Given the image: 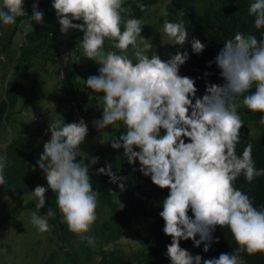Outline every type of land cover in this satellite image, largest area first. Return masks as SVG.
<instances>
[{
    "label": "clouds",
    "instance_id": "clouds-1",
    "mask_svg": "<svg viewBox=\"0 0 264 264\" xmlns=\"http://www.w3.org/2000/svg\"><path fill=\"white\" fill-rule=\"evenodd\" d=\"M30 2V7L25 10L24 0H0V26L14 25L21 16L40 24L44 13L38 8V0ZM124 3L125 0H50L59 32L66 35L74 29L82 33L78 37V55L69 51L62 58L66 61L72 55V63L80 61L87 66L95 61L99 65L96 74L88 75L82 83L83 90L85 85L102 94L100 116L91 123L98 131L115 126L117 122L124 126L125 130L118 136L99 142H108L114 150L122 149V156L129 165L138 164L133 171L138 170L158 188L167 189L160 201L158 216L163 220L161 231L170 237L163 253L169 264H245L241 253H264V206H254L252 198L236 187L235 181L243 176L247 183H251L254 178L264 176V168L256 167L251 142L237 154L236 146L241 141L239 130L243 124L238 108L242 104L253 113H261L257 123L264 126V33L258 40L252 34L236 31L226 39L213 59L206 61L208 66L216 65L222 82H206L204 93L197 95L195 80L198 77L179 72L189 58L187 50H177L166 59H161L156 51L151 54V38L141 35L145 24L138 17L124 15L131 10L124 7ZM136 7L143 11L146 5L136 0ZM248 13L253 17L256 29L264 27V0H252ZM162 14L168 15L167 11ZM28 25L29 22H25L22 27L23 39L18 41L16 48L25 39ZM162 30L167 38L165 42H171L169 44L182 46L187 41L195 54H201L206 47L196 37L189 38L182 21L165 19ZM106 40L111 41L112 50L105 49ZM3 54L7 56L6 53L0 56ZM35 56L28 76L35 73ZM82 57L91 61L84 63ZM44 60L39 71L48 64L45 57ZM3 73L0 81L3 94L0 97L5 94L9 78V74L3 76ZM61 78L59 76V84L54 87H60L65 96L62 98L67 96L66 101L71 102L73 95L62 89ZM43 87L47 88L46 85ZM250 89L254 91L250 92ZM21 96L20 101L27 102L32 97L23 93ZM71 105L74 121L65 122L63 118L48 121V139L43 142L35 165L31 166L33 170H40L46 185L38 184L24 195L20 204L35 200L33 207L27 210L15 208L8 189L3 186L6 183L5 168L10 161L1 148L15 136V124L0 127L6 133V128L10 129L6 140L0 144V208L4 211L0 217V241L7 237L5 232L12 225H21L16 236L23 234L25 229H29L32 236L49 231L53 236L48 238L51 243L48 255L37 264L46 261L53 250L62 246L55 231L60 228L59 221L74 234V245L79 247L83 240L94 243L93 231L108 212L104 209V213H98V193L89 176V168L98 157L83 159L86 150L94 148L95 151L96 145L81 148L88 126L83 117L78 118L75 102L69 103L67 110L72 108ZM14 120L17 121V113ZM96 171L106 174L121 191L124 189L126 177L114 173L110 163ZM49 190V196L54 193L57 208L42 209L46 202L45 193ZM114 202L117 209H123L119 196L114 197ZM23 212L29 214V220L21 222ZM28 222L36 229L24 228ZM225 226L237 245L230 252L202 260L199 254L193 255L180 246L182 240H191L194 247L203 242L202 250L207 252L210 244L218 240L212 233L225 229ZM128 235L137 244V249L130 254L113 246ZM106 248L131 257L137 264L144 261L146 252V247L129 227H124L122 236ZM25 255H30L29 249ZM92 256L96 257L94 264L99 262L100 255L93 252L86 264H90ZM2 257L6 261V256ZM79 260L82 263V259Z\"/></svg>",
    "mask_w": 264,
    "mask_h": 264
},
{
    "label": "trees",
    "instance_id": "trees-1",
    "mask_svg": "<svg viewBox=\"0 0 264 264\" xmlns=\"http://www.w3.org/2000/svg\"><path fill=\"white\" fill-rule=\"evenodd\" d=\"M162 0H140L146 7L143 11L136 7V0H125L124 7L129 8L126 16L144 17L149 9L160 4ZM252 0H170L169 4L176 9L177 18L175 21H182L189 33V38L196 37L206 44L201 54H195L191 51L190 44L186 41L182 46L170 45L167 50L169 54H174L177 50L183 52L187 50L189 58L180 67L181 75L198 77L195 80L197 95L204 93L205 84L221 83L222 78L219 76V69L213 63L211 66L206 65V61L212 60L222 43L230 38L236 31L244 34H252L259 40L264 33V27L256 29L253 26V17L248 13V6ZM30 0H24V9L30 7ZM38 8L44 13V20L40 24L31 22L27 16L17 17L14 25L0 26V54L6 53L9 61L6 72L3 76L9 74L5 94L0 97V127L6 124H15L13 137H11L1 148L2 153H6L10 165L5 168L6 183L8 191L15 208L27 210L32 208L35 200L30 199L25 204H20L24 195L29 194L34 186L46 185L41 172L35 165L39 153L42 151V144L48 139V133L45 128L35 127L29 124V121L14 120L17 113L23 111L26 106V100L20 101V95L31 97L38 80L35 76L27 80V72L32 64V58L36 54L45 57L48 63L53 64L55 72L61 78L62 89L68 94L82 93L77 82L80 77V68L85 66L80 63H72L73 57L69 55L65 61L64 54H77L78 37L82 35L80 31L70 30L66 34V44L59 58L54 52L59 51L58 37L63 36L58 30V24L54 10L50 6V0H38ZM153 8V7H152ZM151 8V9H152ZM150 9V10H151ZM163 16V15H160ZM159 16L158 23H162ZM29 22L27 31L24 34L25 39L18 48H11V45L18 32H23L18 23ZM78 23V22H77ZM60 42V41H59ZM47 46V48H45ZM78 55V54H77ZM44 68V67H43ZM207 72L209 75L205 76ZM32 75V74H31ZM49 77L50 75L46 73ZM44 77V78H47ZM42 78V79H44ZM254 91V89L249 90ZM21 102V103H20ZM18 104H20L18 108ZM72 106V105H71ZM72 108L65 110V122L74 121ZM243 124L240 128L241 141L236 146L239 154L244 145L251 142L253 145L252 157L258 168H264V126L257 123L261 113H253L243 107L238 108ZM55 117V113L53 114ZM115 132H106L97 135V144L94 156L98 157L96 163L89 168V176L93 188L97 191L98 213H104L108 209L105 217L95 227L93 231L94 243L88 244L83 240L79 247L74 245L76 237L67 231L66 227L59 221L60 228H55L62 246L59 250H53L50 257L41 264H86L90 255L95 252L100 255L97 264H137L131 257L125 256L120 252L106 248V246L122 236L124 227L136 234L139 241L146 247L143 254L144 261L140 264H169L166 256L163 255L165 246L170 242V237L162 231L163 220L158 216L160 211V201L167 194V189H160L153 185L150 180L143 176L138 170V164L129 165L122 156V149L114 150L109 146L102 145L99 141L107 139L113 135L118 136L124 131V126L117 122V125H111ZM112 135H111V134ZM43 138V140H41ZM77 159H80L78 156ZM106 163L112 165V171L117 175L125 176V187L121 191L117 184L111 182L106 174L98 173L97 168L103 167ZM235 186L248 193L252 198L254 206H264V176L254 178L251 183H247L243 176L235 181ZM50 190L45 193L46 202L42 209L57 208L54 193L49 196ZM124 204L123 209H117L114 197H118ZM190 215V211L188 213ZM217 237L216 242H212L207 252L202 250L201 246L194 247L191 240L180 241V246L188 249L191 254H199L203 259L213 258L222 252H230L237 245L232 235L225 226L212 233ZM82 240H79V242ZM163 255V257H162ZM245 264H264V253L256 252L254 254H240ZM84 257V258H83ZM79 258L82 259L80 263ZM203 264V262H201Z\"/></svg>",
    "mask_w": 264,
    "mask_h": 264
},
{
    "label": "rangeland",
    "instance_id": "rangeland-1",
    "mask_svg": "<svg viewBox=\"0 0 264 264\" xmlns=\"http://www.w3.org/2000/svg\"><path fill=\"white\" fill-rule=\"evenodd\" d=\"M170 0H163L158 5L152 6L148 13L141 18L143 23L145 25L142 26L141 35L145 38H151V43L153 44L151 54H154L155 51L158 55H160L161 59H164L167 55L168 47L171 45L166 41V36L163 33L162 25L163 21L165 19L174 20L177 18V11L175 8H173L169 4ZM164 11H167L168 15L165 16L162 13ZM28 12L31 13L30 10ZM163 15V16H160ZM159 16L161 18L162 23H158ZM25 22H22L20 24V28L24 27ZM23 39V33L18 32L17 37L14 40V43L12 44L11 48H16L18 41ZM66 35H63L60 37L59 41L56 40V43L59 44V51L54 52L55 56L59 58L62 54V51L64 49V46L66 44ZM106 47V48H105ZM105 49L112 50V44L111 41L106 40L105 41ZM80 51L82 49L80 48ZM129 55H131V48L129 49ZM84 63H87L91 61L89 58H81ZM0 81L3 79L2 77V69L4 72L7 70V65H9V61L7 59V56L1 55L0 56ZM45 60L43 56L36 55L35 56V64H36V72L39 71L40 66H44ZM34 64V60L32 62V65ZM99 65L94 61L89 63L87 66H83L80 68L79 75L82 78H78L77 85L79 89H82V83L84 82L83 79H85L90 74H96L95 69H97ZM56 67H51V63H48L45 68H42L36 75V79L38 80V83L34 89V92L32 94V97L26 102V106L24 107L21 114H17V125H19L20 121H30L32 125L39 126L41 128L47 129L48 121L50 120H57L65 117L66 112H64V109L67 110V106L71 102H75L76 109H77V116L78 118L83 117L87 126H88V133L85 138V142L81 145V148H91L95 147L97 144V135L106 133V132H112V134L115 132V130L112 129L111 125L106 127L102 130H97L94 125L91 123L94 119L99 118L100 111L102 108V101H101V93H96L92 91L91 89L85 87L82 93H75L73 96V101L67 102L66 99L68 97H65L63 94V91L60 87H54L59 84V76L55 72ZM46 73H48L50 76L47 78H44L46 76ZM35 74L29 75L27 77V80L33 79ZM44 78V79H42ZM1 85V82H0ZM46 85L47 88H44L43 86ZM42 86V87H41ZM41 87V88H40ZM3 94L2 88H0V95ZM22 100V96L20 97ZM20 106V104H19ZM55 113V117L53 114ZM7 132L5 130L0 129V144H2L7 137V134L9 135L10 129L9 127L6 128ZM111 134V133H110ZM111 134V135H112ZM110 138H107L106 140H109ZM43 140V138L41 139ZM105 140V141H106ZM102 145L107 146L108 142H104ZM94 156V148L87 149L84 158L87 160V157ZM4 215V211L0 208V217ZM21 222L25 220H29V214L26 212H23L20 217ZM21 226V225H20ZM18 225H12L10 230L5 234L8 235L5 236L3 242L0 241V264H37L41 261V259L45 258L48 255V250L50 248V242L48 241L49 236H53L52 234L47 232H40V236H32L31 231L29 229H25L23 231V234L15 235V232L19 229ZM24 228H33L36 229L33 225H31L29 222L26 224V227ZM21 228V229H24ZM92 231V230H91ZM37 238L38 239L37 241ZM5 241V242H4ZM27 242V243H26ZM52 246V245H51ZM114 247L121 249L126 254H130L131 252L135 251L137 249V244L134 240V238L130 235L123 237L122 239L118 240L113 244ZM33 248V251L31 250ZM30 251V255H25L26 252ZM32 252H34V256L32 255ZM2 256H6V261H4V258ZM26 256V259H23ZM96 262V257L92 256L90 259V264H94Z\"/></svg>",
    "mask_w": 264,
    "mask_h": 264
}]
</instances>
